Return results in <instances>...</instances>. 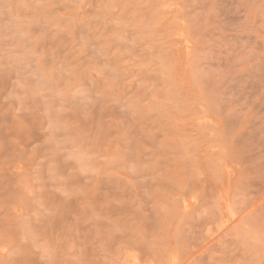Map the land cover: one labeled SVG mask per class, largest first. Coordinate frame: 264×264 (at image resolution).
I'll return each mask as SVG.
<instances>
[{
	"label": "rangeland",
	"instance_id": "374dc122",
	"mask_svg": "<svg viewBox=\"0 0 264 264\" xmlns=\"http://www.w3.org/2000/svg\"><path fill=\"white\" fill-rule=\"evenodd\" d=\"M0 264H264V0H0Z\"/></svg>",
	"mask_w": 264,
	"mask_h": 264
}]
</instances>
